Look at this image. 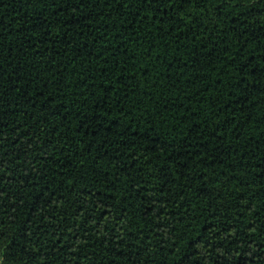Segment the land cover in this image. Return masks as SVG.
Returning <instances> with one entry per match:
<instances>
[{"label": "trees", "instance_id": "16d2710c", "mask_svg": "<svg viewBox=\"0 0 264 264\" xmlns=\"http://www.w3.org/2000/svg\"><path fill=\"white\" fill-rule=\"evenodd\" d=\"M262 3L0 0L3 264H264Z\"/></svg>", "mask_w": 264, "mask_h": 264}, {"label": "snow or ice", "instance_id": "6c2138e0", "mask_svg": "<svg viewBox=\"0 0 264 264\" xmlns=\"http://www.w3.org/2000/svg\"><path fill=\"white\" fill-rule=\"evenodd\" d=\"M128 2L130 3L131 0H128ZM141 3H149V5L151 4V0H140ZM189 2L191 3H195L196 0H189ZM233 3H237V0H232ZM251 2V0H244V3H249ZM181 7H183V4H181ZM261 7H264V3L261 4ZM138 14V13H137ZM197 19H199V17H197ZM105 71H107V69H105ZM83 219V217H81ZM87 226V220L84 221V226H82L80 229L77 230V232L73 233L74 236H76L77 238H79V233L80 231H83L84 228ZM9 244H11V241H9ZM69 246H73V245H69ZM9 252H11V249H9ZM6 255L4 254H0V264H3L4 260L6 259ZM179 259V257L177 258Z\"/></svg>", "mask_w": 264, "mask_h": 264}]
</instances>
